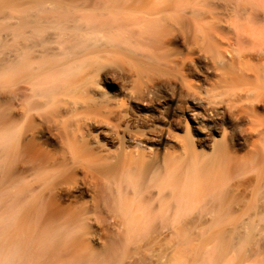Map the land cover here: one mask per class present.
Here are the masks:
<instances>
[{"label":"bare ground","instance_id":"obj_1","mask_svg":"<svg viewBox=\"0 0 264 264\" xmlns=\"http://www.w3.org/2000/svg\"><path fill=\"white\" fill-rule=\"evenodd\" d=\"M180 2L177 5L183 14L173 17L167 16L166 5L157 7L151 0H0L5 29L0 33V46L5 49L0 59V82L7 87L6 108L0 111V119L4 116V127L21 129L19 150L11 164L4 166L6 212L0 217V232L7 227L11 237L30 242L50 225H72L67 240L33 246L29 256L32 264H60L66 256H71L66 264L101 260L93 251L85 252L90 248L83 236L94 222L126 227L127 240L139 236L157 220L192 222L185 216L197 207L211 212V225L237 222L226 207V181L250 172L264 180L263 17L250 15L247 4L231 0L224 3L227 14ZM180 39L188 53L198 48L215 70L223 68L221 82L230 83L232 76H226L225 70L231 65L232 75L245 83V87L229 93L227 104L238 132L234 134L236 143L225 140L220 122L225 111L217 104L212 107V101L190 95L201 111L188 112L194 122L188 129L203 134L204 141H214L210 153L203 155L192 143L183 141L180 152L173 151L160 161L132 151L101 154L92 144L91 129L103 122L102 108L108 104L98 102L94 86L122 79L104 60L113 54L134 55L153 66L167 55L169 64L175 60L181 65L187 57L172 60L180 53ZM179 59L183 60L181 64ZM173 83L168 78L161 84L150 80L137 101L153 106L159 85L169 89ZM123 117L129 116L126 113ZM119 128L120 124H115L100 133L113 141L119 136ZM125 135L137 143L142 137L128 127ZM216 135L222 141H217ZM245 148L243 155H237L238 149ZM82 168L91 177L103 180L102 204L94 199L92 207L76 205L80 207L76 215L55 223V218L46 215L51 208L61 206L65 197L72 196L67 179ZM255 191L264 197V186L259 185ZM247 206L254 210L249 220L259 216L264 230V202L259 206L253 199ZM104 207L111 213L107 218L98 215ZM254 228L250 226L235 243L225 238L222 230L204 235L202 242L215 240L218 246L201 264H221L232 247L241 251V245L253 238ZM238 257L235 254L230 264ZM178 263L184 264L180 260Z\"/></svg>","mask_w":264,"mask_h":264},{"label":"rangeland","instance_id":"obj_2","mask_svg":"<svg viewBox=\"0 0 264 264\" xmlns=\"http://www.w3.org/2000/svg\"><path fill=\"white\" fill-rule=\"evenodd\" d=\"M178 1L183 2L185 6L196 5L207 10L214 9L227 14V10L224 9V3L230 0H151L152 4L157 7L166 5L167 16L173 17L180 15V13L183 14L182 11L180 12L181 7L179 8L177 5ZM231 1L240 2L243 5L247 4L250 15L261 16L264 20V0H247L249 3L243 0ZM252 4L256 6L252 8ZM3 15L4 11L2 10L0 11L1 34L5 33ZM181 42L182 39L178 43L180 44ZM179 46L180 53L178 56H172V60L177 57H187L184 63H182V59H179V63H182H180L181 65L177 64L178 61L175 63V60L174 63L170 62L169 64L167 55H164L166 58L162 56L157 59L153 66L142 62L134 55L113 54L106 59L107 61L104 60L107 67L122 75V79L115 83L102 81L94 86L95 97H97L98 102L101 101L108 104L107 108H102L103 114L100 117H102L103 122L91 129L94 135L92 144L97 151L99 150L101 154H118L123 151H132L136 154H145L147 158L153 161H160L173 151L180 152V145L184 141L192 143L196 150L203 155L210 153L214 141H208V139L204 141L203 138L205 137L203 134L189 130L190 126L194 125V122L190 120V111L192 109L201 111V108H198L195 104L193 105L192 99H190L192 96H196L201 100L204 99L203 101L206 99V102L212 101L210 103L214 105L212 107H217L218 105L223 110L222 112L225 111L222 120H220L222 131H225V137L227 136L225 140L229 143H236L234 134L238 132L232 123L233 116L230 114L231 110L228 109L227 104L229 103V93L245 87V83L238 81V75H232L231 65L225 70L226 76H232L230 83L221 82L219 74L223 68L215 70L211 62L206 59V55L199 51L198 48L188 53L187 48L183 44ZM4 52V46H0V59L4 56ZM182 65L184 69L181 68ZM167 78L174 82L173 86L167 89L159 85L155 93L156 96L154 95L156 98L152 96L156 99L153 98L155 105L142 106L139 104L137 98L143 93V87L150 80H155L158 84H161ZM233 82L239 83L233 84ZM6 90L5 82L1 81L0 111L2 112L5 111L7 103ZM157 100L159 101L157 102ZM217 101L219 103L222 102V105L220 104L219 106ZM126 113L129 116V120L127 117H123ZM92 114L93 116L95 115L94 113ZM117 116H120V118H117ZM152 116V119L147 120L146 117ZM156 117L158 118L156 119ZM4 122L5 118L3 116L0 119V127H4ZM243 122L242 124L244 125L245 121ZM115 124H120L119 130L121 129L119 136L115 138L116 140H109L104 134L100 133L101 129L111 130ZM125 127L142 134L139 143L129 140L126 135L125 137L123 136ZM151 129H155L158 132L151 131ZM149 132H152V136ZM153 136H159L161 139L156 141ZM216 136L215 139L217 141H222L220 135ZM29 138L30 136H28L26 142ZM246 149H238L237 155H243ZM30 153L32 155V152ZM86 162L83 161V163ZM5 175L4 166L0 167V217L6 212L5 191L7 182ZM63 175H67V172L63 173ZM256 176V172L242 173L238 176H231L225 183L227 192L225 203L230 211L228 214L237 222L228 221L220 225H211L212 223L209 221L211 212L197 207L185 216V219H193L194 221L192 222L162 223L157 220L149 227L143 229L139 236L129 240L126 239L128 232L126 227L113 226L106 221L94 222L86 228L88 232L83 236L84 244L90 248V251H85V249L83 251L88 254H92L91 252L93 251V255L97 259H101L98 260L101 264H177L178 260L183 261L184 264H201L218 246L215 240H209L207 243L202 242L204 235L209 232L222 230L225 238L231 239V242L235 243L238 238L243 237L248 232L250 226H254L253 238L243 243L239 252L232 247L229 253L225 255V258L221 259V264H230L235 254L240 255V257L233 259L234 263L232 262L231 264H264V230H261L263 222L259 221V216L251 220L248 218L249 213L252 214L254 210L249 209L247 204L253 199L259 206L264 202L263 195L261 197L259 192L255 191L259 185L264 186V180L260 181ZM66 184L73 189L72 196L65 197V201L61 206L56 210L51 208L52 210L50 209L47 213L48 215H46L50 216L49 219L55 218V223L59 220H64L65 217L76 215L79 212L78 208H80H77L76 205H81V208L83 205L92 207L94 199L102 204V199L105 196V185L99 176L91 177V174L86 173L82 168L74 176L67 179ZM110 214L107 207H104L103 212L98 213L100 217L105 218ZM70 257L66 256L61 261L66 264ZM102 259L104 260L102 261Z\"/></svg>","mask_w":264,"mask_h":264},{"label":"clouds","instance_id":"obj_3","mask_svg":"<svg viewBox=\"0 0 264 264\" xmlns=\"http://www.w3.org/2000/svg\"><path fill=\"white\" fill-rule=\"evenodd\" d=\"M21 129L19 126L0 127V167L10 165L19 150ZM72 234L69 223L53 224L34 241L23 242L8 234V228L0 232V264H32L29 258L33 246L41 247L67 240ZM88 264H99L90 260Z\"/></svg>","mask_w":264,"mask_h":264}]
</instances>
